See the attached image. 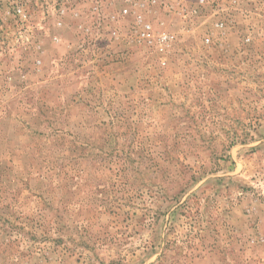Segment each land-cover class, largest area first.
I'll return each mask as SVG.
<instances>
[{"label":"rangeland","instance_id":"1","mask_svg":"<svg viewBox=\"0 0 264 264\" xmlns=\"http://www.w3.org/2000/svg\"><path fill=\"white\" fill-rule=\"evenodd\" d=\"M0 264H264V0H0Z\"/></svg>","mask_w":264,"mask_h":264},{"label":"built area","instance_id":"2","mask_svg":"<svg viewBox=\"0 0 264 264\" xmlns=\"http://www.w3.org/2000/svg\"><path fill=\"white\" fill-rule=\"evenodd\" d=\"M158 1L159 0H144V2L149 3V4H155ZM127 12H128V10L125 9V8L122 10L123 14H127ZM136 18H137L138 23L142 26V34H141L142 37H144V36L147 37L149 35L150 26L147 25V24H143L142 25L141 17L139 15L136 16ZM168 39H169V37L167 35H165V34H162V35L159 36V42H161V43L167 42Z\"/></svg>","mask_w":264,"mask_h":264}]
</instances>
